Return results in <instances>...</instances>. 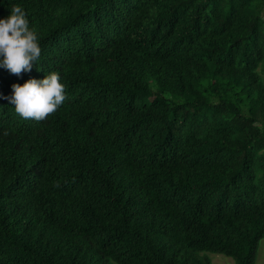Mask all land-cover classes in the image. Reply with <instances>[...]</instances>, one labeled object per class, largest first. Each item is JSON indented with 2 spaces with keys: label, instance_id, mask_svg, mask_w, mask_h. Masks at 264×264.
I'll list each match as a JSON object with an SVG mask.
<instances>
[{
  "label": "trees",
  "instance_id": "trees-1",
  "mask_svg": "<svg viewBox=\"0 0 264 264\" xmlns=\"http://www.w3.org/2000/svg\"><path fill=\"white\" fill-rule=\"evenodd\" d=\"M41 55L0 67V264H255L264 0H3ZM55 70L43 120L5 97ZM157 217V218H156Z\"/></svg>",
  "mask_w": 264,
  "mask_h": 264
},
{
  "label": "clouds",
  "instance_id": "clouds-1",
  "mask_svg": "<svg viewBox=\"0 0 264 264\" xmlns=\"http://www.w3.org/2000/svg\"><path fill=\"white\" fill-rule=\"evenodd\" d=\"M3 2V0H0ZM41 55L39 36L30 26L25 9L13 4L6 16H0V67L11 73L21 74L33 67ZM11 94L5 99L24 118L43 120L55 112L66 100V85L58 71H47L42 78H29L23 83L13 82ZM0 95H3L0 93ZM3 165L14 164L11 151H0Z\"/></svg>",
  "mask_w": 264,
  "mask_h": 264
},
{
  "label": "rangeland",
  "instance_id": "rangeland-1",
  "mask_svg": "<svg viewBox=\"0 0 264 264\" xmlns=\"http://www.w3.org/2000/svg\"><path fill=\"white\" fill-rule=\"evenodd\" d=\"M207 255L212 264H235L231 257L220 253L202 252ZM255 264H264V238L260 241L258 251L255 258Z\"/></svg>",
  "mask_w": 264,
  "mask_h": 264
},
{
  "label": "bare ground",
  "instance_id": "bare-ground-1",
  "mask_svg": "<svg viewBox=\"0 0 264 264\" xmlns=\"http://www.w3.org/2000/svg\"><path fill=\"white\" fill-rule=\"evenodd\" d=\"M157 218V217H156Z\"/></svg>",
  "mask_w": 264,
  "mask_h": 264
}]
</instances>
